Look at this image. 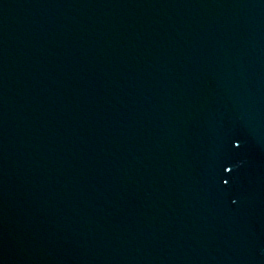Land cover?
<instances>
[{
  "label": "water",
  "instance_id": "1",
  "mask_svg": "<svg viewBox=\"0 0 264 264\" xmlns=\"http://www.w3.org/2000/svg\"><path fill=\"white\" fill-rule=\"evenodd\" d=\"M0 264H264V0H0Z\"/></svg>",
  "mask_w": 264,
  "mask_h": 264
}]
</instances>
